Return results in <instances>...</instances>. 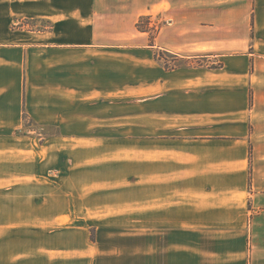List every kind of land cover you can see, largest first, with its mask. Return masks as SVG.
I'll return each instance as SVG.
<instances>
[{"label":"crops","instance_id":"1","mask_svg":"<svg viewBox=\"0 0 264 264\" xmlns=\"http://www.w3.org/2000/svg\"><path fill=\"white\" fill-rule=\"evenodd\" d=\"M228 1L233 0H0V264H27L24 234L10 229L22 220L10 214V191L19 190L26 178L27 114L38 125L83 129L66 132L67 142L130 144L131 157L137 159H130L129 175L145 180L147 236L161 233L163 241L147 248L146 264H219L215 241L202 240L233 237L240 239L241 250L221 264H245L249 223L263 257L259 264H264V44L253 54H223L240 44L232 30L227 34L212 20L226 13ZM241 3L249 14V0ZM164 14L177 16L176 28L163 26L152 43L138 35L142 16ZM25 19L47 20L50 27L26 30L19 26ZM172 31L174 44L167 39ZM205 31H213L215 38H205ZM142 46L153 56L161 49L179 57L191 47L206 48L200 52L222 58V65L159 70L146 80L151 97L146 99L145 135L91 131L101 126L95 123L99 120L121 127L116 121L121 117L114 112L108 119L99 108L105 97L137 93V69L134 75L123 72L122 48L133 52ZM42 86L54 103L38 109L35 89ZM154 223L162 229L155 230ZM182 229L197 241L188 248L179 243L166 247L167 235ZM93 253L98 259L106 254ZM170 254L174 258L167 259ZM205 255L213 259L204 260Z\"/></svg>","mask_w":264,"mask_h":264},{"label":"rangeland","instance_id":"2","mask_svg":"<svg viewBox=\"0 0 264 264\" xmlns=\"http://www.w3.org/2000/svg\"><path fill=\"white\" fill-rule=\"evenodd\" d=\"M227 4L226 13L214 14L212 20H218L217 27L225 33L232 30L233 40L240 44L223 54L239 57L253 54L256 47L259 51L264 44V0H249V14L241 0L228 1ZM142 17L150 18V22L143 20L142 23L144 28L149 26V32L138 31V35L149 37L151 43L163 26L177 27L176 15ZM19 26L30 31H43L48 30L50 24L47 20L25 19L19 22ZM175 36L176 31L167 36L171 44L175 43ZM205 38H215L214 32L205 31ZM193 40V36L187 37V43ZM195 49L191 47L179 57L176 52L161 49L154 50L153 56L145 46L133 52L123 47L122 70L134 75V69H137L138 91L105 97V106L99 108L108 119L114 112L118 118L121 117L116 120L122 124L121 127H115L113 120L105 123L99 120L95 123L101 126L90 127V130H97L101 135L119 134L118 129L122 135H145L146 99L151 97L145 89L146 80L151 81L153 74L159 70L219 69L222 65V58L205 57L211 53L200 52L206 48ZM129 53H136L139 57L129 58L126 56ZM35 91V108L53 106L54 100L53 97L49 100L48 88L42 86ZM74 108L76 113L78 105L75 104ZM58 117L65 116L60 113ZM78 130L83 129L38 125L28 114L25 117L26 178L24 184L20 182L19 190L10 191L11 206H14L10 214L15 217L20 215L22 220L11 223L10 229L24 234L27 264H47L56 260L58 264H146L147 248L162 246L163 241L159 237L161 233L147 236L145 180L144 176L136 178L129 175V161L135 158L131 157L130 144L109 141L88 144L65 140L66 132ZM122 160L127 161L122 163ZM133 203L137 204L131 205ZM153 225L155 230L162 229L159 227L161 224ZM251 225L249 223L244 229L248 234L245 236L247 242L242 260L245 264H259L263 257L258 256L253 244ZM168 236L164 240L166 247L179 243L188 248L197 241L187 229ZM202 241H215L213 255L219 264L227 263L232 256L230 253L241 250L237 237ZM83 249H89L90 253L83 255ZM98 249L106 252L99 259L93 253ZM174 256L170 254L166 258ZM205 258L210 260L213 256L205 255Z\"/></svg>","mask_w":264,"mask_h":264},{"label":"trees","instance_id":"3","mask_svg":"<svg viewBox=\"0 0 264 264\" xmlns=\"http://www.w3.org/2000/svg\"><path fill=\"white\" fill-rule=\"evenodd\" d=\"M143 20H148V22H150V18L149 17H141L140 20L137 23V29L140 32H149V26L146 28L142 27V23Z\"/></svg>","mask_w":264,"mask_h":264}]
</instances>
